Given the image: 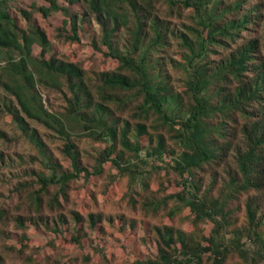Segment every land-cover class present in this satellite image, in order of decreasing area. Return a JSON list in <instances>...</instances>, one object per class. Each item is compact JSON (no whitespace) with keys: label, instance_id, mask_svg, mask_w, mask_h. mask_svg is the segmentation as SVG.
I'll return each mask as SVG.
<instances>
[{"label":"trees","instance_id":"trees-1","mask_svg":"<svg viewBox=\"0 0 264 264\" xmlns=\"http://www.w3.org/2000/svg\"><path fill=\"white\" fill-rule=\"evenodd\" d=\"M16 1L0 0V112L52 172L31 155L27 161L38 168L7 176V162L22 155L0 148V184L17 197L8 201L0 191V264H79L55 240L39 256L26 238L11 246L9 237L28 225L46 234H58L61 225L68 230L61 197L72 180L101 175L107 163L132 181L175 172L179 191L145 197L143 210L159 218L143 219V227L137 218L100 210L73 212L79 229L72 241L82 244L78 231L96 228L109 240L107 225L119 219L123 230L143 228L157 249L146 256L130 251L132 261L111 254L102 264H264V0L32 2V12L45 18L65 14L69 29L53 26L64 42L81 43L87 29L86 44L111 58L109 67L62 55L28 13L31 29L23 30L10 9ZM182 9H191L193 22L183 20ZM57 95L63 104L53 101ZM32 122L60 143L51 146ZM86 137L100 147L94 165L83 162ZM6 139L13 140L0 127V141ZM206 172L211 182L204 184L199 174ZM91 258L83 264H100Z\"/></svg>","mask_w":264,"mask_h":264},{"label":"rangeland","instance_id":"rangeland-1","mask_svg":"<svg viewBox=\"0 0 264 264\" xmlns=\"http://www.w3.org/2000/svg\"><path fill=\"white\" fill-rule=\"evenodd\" d=\"M34 1L44 3V0H17L11 4L10 9L11 11L18 14V23L23 28V30L29 31L31 29L30 24L27 22V20L30 18L26 15L28 13L32 20L37 21V26L45 31L48 39L51 42V47L59 51L62 55L75 58L79 61H85L87 66H89L91 63L92 66L93 64H98L97 66L104 67L114 65L111 58L103 56L101 53L86 44L89 42L91 35L87 29L81 35V43L73 40L64 42L61 38H57L56 36L54 37L55 34L53 26H56L58 25L57 23H59L66 30H68V19L62 12L54 13L49 18L43 17L40 13H33L31 10V4ZM250 2H252V0H250ZM158 10H160V13H166L168 11L167 5H165V3H159ZM182 11L185 17L183 20L191 22L194 21L195 14H193L191 9H182ZM121 33L123 34L124 31ZM33 52L35 55H40L41 48L39 46H34ZM174 52L179 51L174 49ZM46 54L48 55L47 52ZM0 92H3L1 88ZM58 95L53 97V101L57 104H63V100L60 99V96ZM32 126L41 131H46L42 126H39L34 122H32ZM0 127L2 130L8 133V136H11L13 139L12 142L7 141V139L0 141V148L4 147L5 149L9 150L7 152H17L22 155V158H17L14 156V160L7 162L8 166L2 170L7 176H9L10 170L20 173L25 167H29L31 164L27 160L31 155H35L37 160L39 159L40 163H36L38 166L42 167L41 158H43V156L41 152L20 134L19 128L13 121H11L10 117L7 114H2L1 112ZM46 132L48 133V137L46 139L51 146H56L60 143V139L56 135L52 134V131ZM169 144V148L175 153L177 149L175 143L171 141ZM81 147L84 155L83 162L94 165L95 156L99 154L100 147H98L93 139L89 137L82 139ZM142 156H145V153L142 154ZM170 156L172 155H169V157ZM37 165L33 164L31 166L38 168ZM19 166L21 168H18ZM42 171H45L47 174L52 172L50 168L48 169L45 167L42 169ZM171 173L168 174L166 172H161L158 174V176L163 174V180H159L157 179L156 175H151L149 173L144 176H138L135 181H132L129 175H122L113 167L112 164L107 163L106 168L101 175L97 176L93 174L81 180L78 179L77 182L72 180L69 186L67 185L68 188L66 189V196L61 197L63 199L60 212H62L68 218V230L64 225H61L58 234L54 232L46 234L43 231L28 225L24 233L23 231H20V234L23 235H19L17 233H12L10 235L9 245L20 246L22 240L26 238L27 241H30L32 245L40 249L39 256H43L48 252V250H50L48 243L49 240L52 239L63 247V251L67 257L78 256L79 264H83L84 259H86L87 255L89 254L92 256L91 260L93 262L97 261L102 264L103 262H107L108 259L106 258L111 256V254H115L117 260L129 258V260L132 261L134 257L129 254L130 251H139L144 256L149 255L150 253H156L157 249L155 244L145 235L143 228H138L136 233L133 232L135 231L133 228L123 230L122 227L120 228L121 221L119 219H117L114 225L111 223H108L107 225L109 240L104 239L100 235L98 228H96L95 231L90 233L92 237L78 231L79 241L82 244L72 241V231L74 232L79 229L78 224H73L74 219L72 217V213L78 211L80 213L87 214L88 212H91L93 209H95L96 211L100 210L106 214H112L116 218L119 215H122L126 220L137 218L139 220L140 226H142L141 221L143 219L155 222L159 217L153 216L150 213L144 211L142 207V201L145 197H161L162 195L168 194L169 192L174 193L179 191V186H177L175 182V179L178 178V175L175 172ZM211 175V172L199 174V176H202L204 179V184L211 182ZM221 184L222 182H219V187ZM0 191L5 193L6 197L4 198L8 201L17 200L15 195L10 198L8 184H0ZM261 194H264V189L262 190ZM134 197L140 200V202L137 203V206L134 205ZM241 199L244 198L241 197ZM240 201L238 200L237 204H241ZM170 203L172 206L175 205L174 201H171ZM171 205H169V207ZM241 206L243 205L241 204ZM189 212V210H185L184 216L186 219L189 218L187 217ZM85 229L88 230L89 234L90 228L87 224H85ZM203 229L209 232L211 225H205Z\"/></svg>","mask_w":264,"mask_h":264}]
</instances>
